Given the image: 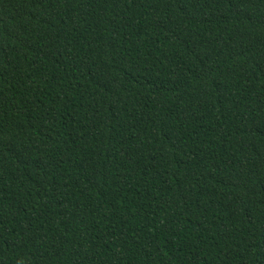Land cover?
<instances>
[{"label":"trees","instance_id":"1","mask_svg":"<svg viewBox=\"0 0 264 264\" xmlns=\"http://www.w3.org/2000/svg\"><path fill=\"white\" fill-rule=\"evenodd\" d=\"M0 264H264V0H0Z\"/></svg>","mask_w":264,"mask_h":264}]
</instances>
